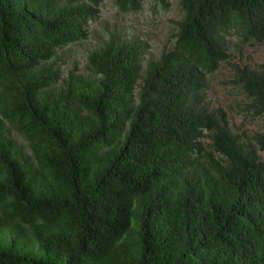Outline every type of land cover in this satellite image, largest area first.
Returning a JSON list of instances; mask_svg holds the SVG:
<instances>
[{
    "label": "trees",
    "instance_id": "obj_1",
    "mask_svg": "<svg viewBox=\"0 0 264 264\" xmlns=\"http://www.w3.org/2000/svg\"><path fill=\"white\" fill-rule=\"evenodd\" d=\"M106 5L145 0H0V264H264V66L230 61L264 0H179L156 59L108 30L71 60ZM224 64L241 131L207 98Z\"/></svg>",
    "mask_w": 264,
    "mask_h": 264
},
{
    "label": "rangeland",
    "instance_id": "obj_2",
    "mask_svg": "<svg viewBox=\"0 0 264 264\" xmlns=\"http://www.w3.org/2000/svg\"><path fill=\"white\" fill-rule=\"evenodd\" d=\"M170 9L168 11L159 10L152 12L153 0H145L143 11L137 15L121 16L116 15L115 11L109 5L101 10L99 18L88 24V39L82 43L76 44L70 48L71 60L73 56L78 62L84 65L86 55L93 48L97 47V40H103L108 30H116L123 36L135 37L148 46L146 60L157 58L162 49L169 48L170 34L174 27V22L180 18L178 6L179 0H169ZM233 54L231 62L249 65L252 68L264 66V45L246 46L240 50L231 51ZM70 61L69 59L67 60ZM231 78V72L227 65H222L218 72L208 81L207 98L213 107H222L228 113L230 126L233 131H241L245 126L247 131L261 130L264 125V119L252 121L242 125L240 115H235L228 106L234 107V98L230 94L228 81ZM234 94V92H233ZM239 97H237V101ZM260 155H262L260 153Z\"/></svg>",
    "mask_w": 264,
    "mask_h": 264
}]
</instances>
